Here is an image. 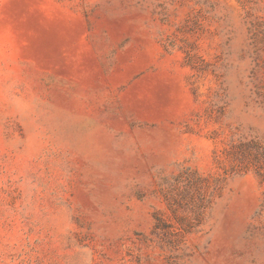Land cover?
Returning a JSON list of instances; mask_svg holds the SVG:
<instances>
[{
    "label": "rangeland",
    "instance_id": "rangeland-1",
    "mask_svg": "<svg viewBox=\"0 0 264 264\" xmlns=\"http://www.w3.org/2000/svg\"><path fill=\"white\" fill-rule=\"evenodd\" d=\"M0 264H264V0H0Z\"/></svg>",
    "mask_w": 264,
    "mask_h": 264
}]
</instances>
